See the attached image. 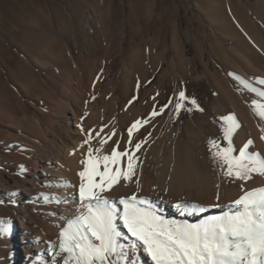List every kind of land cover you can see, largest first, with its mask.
I'll return each mask as SVG.
<instances>
[{"label":"bare ground","instance_id":"obj_1","mask_svg":"<svg viewBox=\"0 0 264 264\" xmlns=\"http://www.w3.org/2000/svg\"><path fill=\"white\" fill-rule=\"evenodd\" d=\"M197 7L206 21L198 19L202 25L199 35L191 37L187 31L185 42L174 29L171 63L158 75L155 69L160 62L156 63L153 49L151 62L136 58L125 69L123 47L141 30L120 26L108 40L106 31L90 17L80 43L74 24L57 27L54 37L62 42L61 50L54 52L52 44L48 45L43 60L24 57L23 47L30 43L27 39L18 48L22 52L18 60L26 73L14 77L8 98L0 96V215L8 220L17 217L13 226L15 264H63L55 256L60 231L68 219L84 211L78 172L88 147L80 145L89 131L94 148L101 147V137L111 136L100 155L110 154L113 147L131 152L135 144H141L135 151L138 166L133 181L122 180L104 193L118 210H122L121 197L135 194L148 199L156 214L165 219L199 223L208 216L235 211L233 201L243 192L264 187V176L258 174L247 181L225 177L213 162L208 144L213 139L227 146L220 118L234 114L241 127L232 137L233 155H239L251 139L248 151L264 157L260 138L264 119L251 106L261 98L236 79L241 77L264 90V85L256 83L257 78L264 79V0H199ZM51 17L41 16L46 21ZM94 17L100 18L97 12ZM118 18L127 23L124 13ZM203 42L221 71L211 70L205 62ZM187 43L194 44L202 71L187 57ZM113 45L119 53L111 59ZM180 91L194 98L203 111L186 103L185 108L192 110L177 114L175 98ZM165 104L163 113L150 116ZM137 120L148 123L133 131L129 145L128 128ZM126 164L125 157L122 166ZM177 204L188 207L177 208ZM192 205L205 210H194ZM117 223L118 230L126 233ZM120 242L128 243L123 238ZM138 252L134 253L137 264H152L142 249Z\"/></svg>","mask_w":264,"mask_h":264},{"label":"snow or ice","instance_id":"obj_2","mask_svg":"<svg viewBox=\"0 0 264 264\" xmlns=\"http://www.w3.org/2000/svg\"><path fill=\"white\" fill-rule=\"evenodd\" d=\"M236 79L261 98L253 100L251 106L253 112L264 119V90L253 87L241 77ZM256 83L264 85V79L257 78ZM186 103L203 111L194 98L186 97L185 92L180 91L175 98V112L191 111L192 108H185ZM167 107L165 104L150 116L163 113ZM220 119L227 146L221 147L213 139L208 144L213 162L223 175L241 181L251 179L253 174L264 176V157L248 151L253 144L251 139L239 149V155H233L232 137L241 127L235 115ZM146 123L147 120H137L128 128L129 145L132 144L133 131ZM261 132L260 138L264 140V128ZM96 137H100V132ZM92 139L89 131L80 145L88 146L80 161L82 170L78 172L79 198L84 211L68 219L59 234V251L55 256L61 257L63 264H126L127 261L137 264L134 253L140 249L152 264H264V187L243 192L233 201L231 208L235 211L230 209L221 215L208 216L199 223L165 219L156 214L148 199L135 194L121 197L119 205L122 210H118L104 193L113 190L122 180L133 181L138 166L135 151L141 148V144H135L131 152L128 148L118 151L113 147L110 154L100 155L111 136L101 137V147L97 148L91 146ZM125 157L126 167L122 166ZM176 207L186 210L188 206L177 204ZM192 208L201 212L205 210L203 207L197 209L195 205ZM117 222L126 233L118 230ZM7 231L6 225H0V233ZM122 238L127 240V245L120 242Z\"/></svg>","mask_w":264,"mask_h":264},{"label":"rangeland","instance_id":"obj_3","mask_svg":"<svg viewBox=\"0 0 264 264\" xmlns=\"http://www.w3.org/2000/svg\"><path fill=\"white\" fill-rule=\"evenodd\" d=\"M194 3L198 5L199 0H0V96L8 98L14 89V77H19L21 72L26 73L18 60V55L22 56L18 48L26 39L30 43L23 47L24 57L28 60L36 57L43 60L48 45L52 44L54 52L61 50L62 42L54 37L57 27L74 24L75 38L80 43L85 38V21L89 17L106 31L108 40L112 39V31H120V26L134 31L141 30L139 35L130 37L123 47L122 57L126 71L136 58L145 64L151 62L150 50L153 49L156 63L160 62L155 74L163 73L172 60V31L177 29L185 42L187 31L191 37L199 35L202 25L198 19L205 21V15ZM96 12L99 20L94 17ZM119 13L125 14L127 23L118 18ZM44 14L52 17L50 20H43L41 16ZM26 24H34L36 27L33 30L27 28ZM207 31L209 30L205 33ZM185 45L187 57L193 58L198 71H202L203 65L195 58L194 44ZM202 46L209 68L221 71V66L210 57L205 42ZM110 49L112 59L119 53V48L113 45ZM137 49L141 52L137 53ZM11 219L0 215V225L8 227L6 233H0L1 264H15L17 258L13 229L17 217ZM138 251L136 252L139 253Z\"/></svg>","mask_w":264,"mask_h":264}]
</instances>
